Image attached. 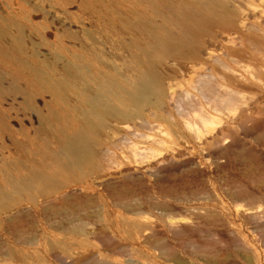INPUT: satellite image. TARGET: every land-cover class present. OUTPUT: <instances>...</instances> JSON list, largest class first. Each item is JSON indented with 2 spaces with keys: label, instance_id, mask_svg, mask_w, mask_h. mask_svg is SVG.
Returning <instances> with one entry per match:
<instances>
[{
  "label": "rangeland",
  "instance_id": "obj_1",
  "mask_svg": "<svg viewBox=\"0 0 264 264\" xmlns=\"http://www.w3.org/2000/svg\"><path fill=\"white\" fill-rule=\"evenodd\" d=\"M0 27V186L56 149L50 113L82 127L99 86L157 77L105 99L95 171L0 213V264H264V0H0Z\"/></svg>",
  "mask_w": 264,
  "mask_h": 264
},
{
  "label": "bare ground",
  "instance_id": "obj_2",
  "mask_svg": "<svg viewBox=\"0 0 264 264\" xmlns=\"http://www.w3.org/2000/svg\"><path fill=\"white\" fill-rule=\"evenodd\" d=\"M189 21H191L189 18L181 20L185 32L191 27V22ZM4 35L5 32H0L1 37ZM16 47L19 48L18 45H16ZM164 52L165 49L159 51L157 56H161ZM8 58L11 66L16 72L26 73L32 80L43 82L44 77L40 74L38 69H35L33 66L20 61L19 59L13 57ZM156 83L157 77L155 71L149 64H147L144 68H139L138 74L133 80L120 81L119 84L115 86H99L96 97L84 101L85 106L88 108V116L92 118L93 121L91 123L90 121H86L83 123L82 127H75L69 124L62 115L50 113L43 121V125L44 127H47L49 131L58 134V140L56 139L57 147L56 149L51 150L48 144L38 145L32 149V152H29L30 149L27 151V154H30V157L25 155L22 156L23 158L17 163L14 161L13 165H6L4 171L5 176L3 179L4 186H0V213L7 212L11 208L17 206L22 200L34 204L38 199H45L56 194L67 182L59 176V171L65 169L66 166L64 165L67 163L75 166L77 169L83 168L87 170V172L95 171L96 167L90 150V139L92 138L91 136L96 135L98 129L102 126V116L112 113L111 107L106 104L105 99L113 98L117 103L122 105L132 104L136 101V98L138 99L137 96L140 93L148 91L151 87L155 86ZM124 91H127L128 93L123 94ZM32 144L33 143H31V146ZM60 156H63L61 157L62 161L60 160ZM23 159H26L27 161L23 162ZM250 212L253 213L251 210ZM50 240L51 239H49V241ZM54 240L57 241L56 239ZM53 244L54 243L50 246H55ZM78 246H80V244ZM65 249L66 248L61 250L64 251ZM78 252H80V250Z\"/></svg>",
  "mask_w": 264,
  "mask_h": 264
}]
</instances>
